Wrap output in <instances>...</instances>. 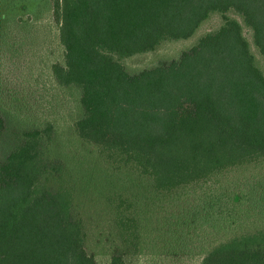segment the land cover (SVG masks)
<instances>
[{
  "label": "trees",
  "instance_id": "trees-1",
  "mask_svg": "<svg viewBox=\"0 0 264 264\" xmlns=\"http://www.w3.org/2000/svg\"><path fill=\"white\" fill-rule=\"evenodd\" d=\"M51 5L63 48L52 76L78 92L74 131L109 163L169 193L264 160V71L253 53L264 61V0ZM213 15L220 27L178 59L135 74L121 63L190 39ZM53 142L52 125L25 128L0 111V264H97ZM116 213L120 244L108 264H132L137 230ZM200 264H264V231L217 244Z\"/></svg>",
  "mask_w": 264,
  "mask_h": 264
},
{
  "label": "rangeland",
  "instance_id": "rangeland-1",
  "mask_svg": "<svg viewBox=\"0 0 264 264\" xmlns=\"http://www.w3.org/2000/svg\"><path fill=\"white\" fill-rule=\"evenodd\" d=\"M22 17L27 20L20 24ZM221 24L213 15L190 39L163 42L154 52L121 63L135 74L176 60ZM246 37L251 41L249 33ZM253 53L264 71V61ZM62 62L51 0H0V111L25 128L52 125V150L66 166L64 178L74 188L86 248L97 264H108L120 244L116 210L133 219L137 230L132 264H200L217 244L264 231V160L159 193L148 178L117 168L77 137L79 94L58 86L52 76L51 66Z\"/></svg>",
  "mask_w": 264,
  "mask_h": 264
}]
</instances>
